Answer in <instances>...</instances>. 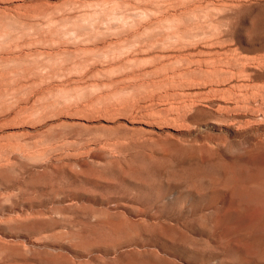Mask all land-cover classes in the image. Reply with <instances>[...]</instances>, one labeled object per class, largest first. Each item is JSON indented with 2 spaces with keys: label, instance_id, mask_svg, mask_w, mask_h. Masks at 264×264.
I'll list each match as a JSON object with an SVG mask.
<instances>
[{
  "label": "rangeland",
  "instance_id": "rangeland-1",
  "mask_svg": "<svg viewBox=\"0 0 264 264\" xmlns=\"http://www.w3.org/2000/svg\"><path fill=\"white\" fill-rule=\"evenodd\" d=\"M0 264H264V0H0Z\"/></svg>",
  "mask_w": 264,
  "mask_h": 264
}]
</instances>
